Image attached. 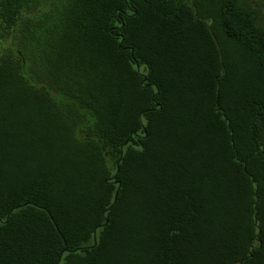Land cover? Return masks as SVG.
Masks as SVG:
<instances>
[{"label":"trees","instance_id":"1","mask_svg":"<svg viewBox=\"0 0 264 264\" xmlns=\"http://www.w3.org/2000/svg\"><path fill=\"white\" fill-rule=\"evenodd\" d=\"M0 264H264V0H0Z\"/></svg>","mask_w":264,"mask_h":264}]
</instances>
